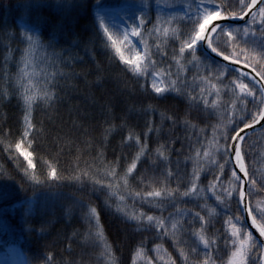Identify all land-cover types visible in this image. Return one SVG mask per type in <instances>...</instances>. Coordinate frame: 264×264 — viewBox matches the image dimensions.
<instances>
[{"label":"snow or ice","instance_id":"6c2138e0","mask_svg":"<svg viewBox=\"0 0 264 264\" xmlns=\"http://www.w3.org/2000/svg\"><path fill=\"white\" fill-rule=\"evenodd\" d=\"M0 37V264H264V0H0ZM97 43L112 96L53 137L64 170L34 117Z\"/></svg>","mask_w":264,"mask_h":264},{"label":"trees","instance_id":"16d2710c","mask_svg":"<svg viewBox=\"0 0 264 264\" xmlns=\"http://www.w3.org/2000/svg\"><path fill=\"white\" fill-rule=\"evenodd\" d=\"M7 3L15 5L20 2V0H6ZM47 2H51V0H47ZM17 12H13L11 14V18L15 19ZM43 15L48 17L50 20L56 16L55 9H45L43 11ZM87 18L80 19L76 22V25L73 29L78 35L81 34L82 29L87 26ZM86 35V33H84ZM61 38L63 39L64 36L62 35ZM67 39L71 42L72 37H67ZM7 43V39L0 37V44ZM14 43V42H13ZM94 59L92 56L85 57V62L82 64H77L75 66V71L80 73V77L78 80H73L72 84L75 85V88L70 91L72 96V100L68 101L65 98L64 104L59 108L58 112L53 115V120L55 124L50 123L49 121V113L41 112L37 110L34 119L36 121L43 120L45 125V133L46 138H42V144L44 145L43 151H46L49 155H55V158L59 161V166L67 170L71 162L75 156V145H72L71 148L67 144L63 145V151L57 152L56 147L54 146L53 137L64 135L68 136H79V132H72L70 129L73 126V117L76 113L81 109H87L91 112V114H95L99 108L100 103L105 101L112 96V84H104L100 87H92V84L98 83L94 75H89L87 78L84 77L83 73L90 71L91 68L95 67L96 63L103 64L106 68L108 67L107 61V53L104 51L102 46L97 43V48L93 54ZM115 66H112L111 71L115 72ZM95 101V103H93ZM7 109V116H8V123L7 127L11 128V135L13 138L18 134L19 126L16 123L18 120V113L13 104H9L6 106ZM72 115H69V113ZM4 117L3 110H0V120ZM99 131V129H96ZM95 133H93L94 135ZM62 143V140L60 141ZM114 142V141H113ZM111 152V148L109 149ZM94 154V149H93ZM87 155V151L81 156V162H83L84 156ZM7 158L2 153H0V163H6ZM8 184L12 188H15V184L11 181H0V185ZM65 186L62 189H58V191L63 192L64 194H70L73 190V186L69 185L67 181L64 182ZM3 202H0V206H2ZM102 223L105 225L106 230L108 231L109 235L112 236L113 233L118 231V224L115 220L111 217L102 214ZM56 227H60V225H56ZM55 230V229H54ZM32 248L36 247L35 242L30 245ZM124 255L127 256V250L125 249Z\"/></svg>","mask_w":264,"mask_h":264}]
</instances>
